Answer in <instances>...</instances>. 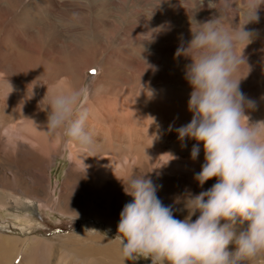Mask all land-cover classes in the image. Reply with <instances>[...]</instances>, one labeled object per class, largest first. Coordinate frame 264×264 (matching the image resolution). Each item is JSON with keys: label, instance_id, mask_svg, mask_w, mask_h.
Returning <instances> with one entry per match:
<instances>
[{"label": "rangeland", "instance_id": "1", "mask_svg": "<svg viewBox=\"0 0 264 264\" xmlns=\"http://www.w3.org/2000/svg\"><path fill=\"white\" fill-rule=\"evenodd\" d=\"M248 3L249 0H230V5L224 7L221 0H203V3L201 0H165L158 6V0H0V64L8 71L6 83H26L34 89L39 101L43 100L46 89L52 88L49 76L55 84L60 83L61 78L70 76L69 84L75 85L78 73L82 67H86V62L99 65L107 63L115 68L120 66L115 71H133L138 76L136 83H133L135 86L141 84L144 77L153 75L150 72L166 67L168 75L162 79L154 78V82H159L160 86L184 89L183 72L185 66L191 63L186 55L192 53L191 49H186L185 53H178L177 50L186 47L191 39L190 22L195 28V21L202 24L216 17L225 28L238 27L246 20ZM256 15L259 17L258 22L243 25L245 30L255 34V38L244 49L250 50L245 55L250 71L247 73V68L241 65L238 73L241 77L247 73L246 77L251 79L245 82L253 83L258 88L255 95L247 97L255 102L261 93L264 95V47H254L257 42L264 44V6L257 8ZM153 62H157V69ZM18 64L24 67L33 64L34 69L30 71L34 78L27 81L22 77L23 74L15 73L14 68ZM138 64L147 68L148 74L141 73ZM97 72L100 71L93 66L84 70L81 80L82 102L87 97L85 87L93 84ZM107 84L114 88L123 85L111 78ZM127 86L133 87L130 84ZM67 142L68 138L64 136L60 151L57 149L58 156L52 157L50 167L42 165L48 169L45 178L40 179V188L36 192L27 190V182L39 178L30 175V171H22L18 181L8 171L9 184L0 182V236L19 240L9 264L20 262L24 243H28L30 238L47 240L41 255L38 254L41 264H72L73 260H78L76 258L91 254L94 257L90 260L94 264H119L102 255L103 249L108 247L107 242L117 240L116 225L121 210L117 204L97 212L100 218L91 214L61 213L42 200L50 194L44 188L46 178L51 183V196L54 197L58 196L62 181L67 178L66 172L70 167L69 153L65 147ZM157 182L161 193L173 183L160 179ZM5 186L9 190L4 191ZM73 188L74 193L80 194L76 191L77 186ZM185 188L184 180L180 197L189 193ZM27 196L30 197L26 204L17 199ZM107 198H114L117 203H121L111 191ZM109 204L114 205L112 202ZM71 205L76 207L80 202L73 199ZM172 205L173 215L183 219L186 211L182 201ZM195 218L194 215L192 219ZM26 264H37V261ZM127 264H150V261L139 258L129 260ZM253 264H264V254Z\"/></svg>", "mask_w": 264, "mask_h": 264}, {"label": "clouds", "instance_id": "2", "mask_svg": "<svg viewBox=\"0 0 264 264\" xmlns=\"http://www.w3.org/2000/svg\"><path fill=\"white\" fill-rule=\"evenodd\" d=\"M162 2L158 0L157 6ZM221 2L230 5V0ZM260 6L264 0H249L246 20L238 27L225 28L216 17L202 24L192 19L195 28L190 22L191 39L177 52L192 53L186 55L191 63L184 70L191 89L186 102L191 118L175 133L180 141H195L190 160L203 152L194 174L197 186L213 178L215 182L196 194L177 197L173 204L182 201L186 211L183 219H177L173 205L163 204L157 196L158 186L147 172L129 174L121 183L131 200L121 208L116 225L123 264L139 258L150 264H253L264 254V120H250L247 112L255 109V101L240 90L246 75H238L241 65L250 71L243 50L255 38L243 25L258 22ZM101 89L98 85L93 91ZM33 95L32 88L26 89V99ZM41 110L46 112L44 128L49 134L61 133L92 150L90 112L79 89L47 90Z\"/></svg>", "mask_w": 264, "mask_h": 264}, {"label": "bare ground", "instance_id": "3", "mask_svg": "<svg viewBox=\"0 0 264 264\" xmlns=\"http://www.w3.org/2000/svg\"><path fill=\"white\" fill-rule=\"evenodd\" d=\"M22 42L25 43V41ZM24 45L26 44H22V46ZM254 47L263 49L264 44L257 42ZM249 51L243 50L245 58ZM139 64L140 72L148 74L145 70L147 68ZM153 65L156 66V69L158 68L157 62L156 64L153 62ZM92 66L100 72H97L93 77L92 85H86L85 94L87 93V97L83 103L89 108L88 127L93 134L94 146L92 150H85L68 140L65 145L70 159V167L66 172L67 178L62 181L60 193L56 197L51 196V183L48 178L45 179L44 188L50 192L46 199H42L46 202L45 204L52 205L61 213L91 214L100 217L97 212L104 208L117 204L121 209L125 203L130 202L131 197L124 193L121 186H123L125 177L133 172L137 174L147 172L146 175L157 186H159L157 179L173 181L172 186L164 193H161L158 188L157 196L165 205L173 204L177 195L180 197L179 193L183 189L184 180L186 182L185 190L193 194L206 190L215 182L213 178L205 181L202 186H197L194 174L199 171L203 162V152H200L195 161L190 160L189 150L195 141L188 138L180 141L175 133L177 127L186 124L191 118V113L186 109L191 89L186 83L184 75L182 77L184 89L160 86L159 82H154L156 78L162 79L168 75L169 70L167 71L166 67H159L156 72H150L153 75L144 77L143 82L135 86L133 83H136L138 76L133 71H115L120 66L117 65L118 67L115 68L108 66L107 63L99 65L96 62H86V67H82L78 73L75 85L69 84L70 76L61 78L60 83L57 84L52 83L51 76L48 79L52 88H77L82 94V74L85 69ZM32 69H34L33 64H29L28 67L18 64L14 71L18 75L23 74L22 77L28 81L34 76L30 71ZM0 73V182L9 184L8 171L16 181L22 171L25 173L30 171V175L39 178L27 182V190L29 192L32 189L36 192L40 188V179L45 178L46 169L52 165V157L58 156L57 149L59 150L64 135L61 133L49 134L44 128L46 112L41 109L47 98L48 88L43 100L39 101L34 89L27 86L26 83H6L8 71L2 64H0ZM180 73L182 74V72ZM10 75L12 76V74ZM109 78L121 82L123 85L114 88L107 84ZM249 79L251 78L245 76L240 82V90L246 97L258 92V88L253 83L245 82H249ZM9 85L12 89L11 92H9ZM98 85L102 86L101 91L94 92L93 90ZM31 88L34 95L30 99H26L25 91L26 89L30 91ZM261 94L263 95V93ZM262 95L255 102V109L247 112L253 122L264 120V95ZM169 126H171V130H169ZM169 153L175 158L170 159L167 155ZM44 164H47L48 167H42ZM75 186L78 187L76 191L80 192L78 195L72 191ZM7 190L9 188L5 186L4 191ZM101 190L102 192H100ZM109 191L117 195L121 203H117L114 198L109 200L107 198ZM97 194L99 195L95 197ZM29 197L17 199L22 204H26ZM73 199L80 202V205L72 206ZM108 202H112L114 205H110ZM18 241L15 238L0 236V261L2 264L10 263L17 250ZM107 243L108 247L103 249L102 255L123 264L118 241ZM46 244L47 240L45 239L30 238L18 264L35 263L36 261L37 264H41L39 255H41L43 245ZM231 247L233 246L230 244L229 250ZM72 252L74 253V251ZM3 257L4 260H2ZM93 257L91 254L76 258L79 261L73 260L72 264H94V261L90 260ZM41 260L43 259L41 258ZM128 261L125 260L124 264H127Z\"/></svg>", "mask_w": 264, "mask_h": 264}, {"label": "crops", "instance_id": "4", "mask_svg": "<svg viewBox=\"0 0 264 264\" xmlns=\"http://www.w3.org/2000/svg\"><path fill=\"white\" fill-rule=\"evenodd\" d=\"M27 244H28V243H24V251H25V249H26ZM23 254H24V253H23Z\"/></svg>", "mask_w": 264, "mask_h": 264}, {"label": "snow or ice", "instance_id": "5", "mask_svg": "<svg viewBox=\"0 0 264 264\" xmlns=\"http://www.w3.org/2000/svg\"><path fill=\"white\" fill-rule=\"evenodd\" d=\"M94 71V70H93Z\"/></svg>", "mask_w": 264, "mask_h": 264}]
</instances>
